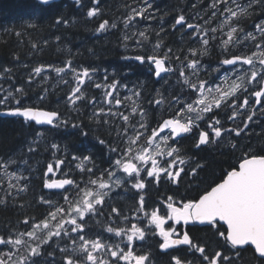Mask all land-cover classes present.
<instances>
[{
  "label": "snow or ice",
  "instance_id": "1",
  "mask_svg": "<svg viewBox=\"0 0 264 264\" xmlns=\"http://www.w3.org/2000/svg\"><path fill=\"white\" fill-rule=\"evenodd\" d=\"M38 2L42 5L50 4V0ZM74 3L77 7H83L82 0H74ZM99 3L100 0H91L92 6L86 11L87 18L99 15ZM141 3L142 7L130 8L122 21L125 31L122 33L121 43L126 49L130 42H133L134 48H143L145 42L150 43L147 31L139 30L136 23L137 18L155 19L149 14L153 5L150 0H141ZM261 3H264V0H249L244 6L238 0H211L206 6L210 10V15L203 24L188 23L184 15H178L173 28L180 26L191 30V41L199 45L190 48L183 59H181L183 53H173L171 48H167L160 55L157 52L162 49L159 42L153 46L154 54L137 53L122 57L136 61L140 65L147 64L149 72L156 78H163V73L175 74L178 71V79L191 90L188 95L196 97L189 103L181 100L179 95H173L168 107L174 108L175 104L181 106L174 110L172 116L156 120L155 126L146 119L147 112L144 108L133 101V97L139 100L142 96L139 90H130L131 95L122 96L120 89H127V84H122L119 79L107 74L102 81L95 82L93 74L96 69L77 68L71 59H67L62 67L49 66L57 76L62 73L71 74L74 86L66 96L69 107L76 108L78 102L91 106L94 110L88 117L90 121L115 129L112 142L97 138L98 143L105 145L110 153L107 159L108 166L103 170L95 166L86 167L84 162L91 161L92 157L84 155L76 167L80 172L87 173L86 177L81 176L80 180H77L64 173V178L56 179L51 177H55L57 171H62L61 165L65 161L57 158L54 164L48 163L43 173L46 177L43 180V188L62 190L63 202L54 204L41 196L40 202L49 205L50 208L47 215L42 219L25 217L22 221L24 231L0 235V246L8 249L6 253L0 251V264H37L36 258L44 253L45 246L51 247L55 241H65L62 247L57 244L59 253L62 254L60 264H150V254L137 253L133 245L134 241H143L147 233L153 230V235L159 237L158 247L162 252L186 246L187 252L193 256V259L189 260L186 255L172 254L169 264H236L240 259V250L244 246H251L254 249V256L258 260H264V150L260 152L251 148L247 151L241 150V155L237 157L238 164L227 170L220 182L210 185L198 199L176 201L173 196H168L162 206L148 211L144 197L139 196L134 207L128 210L131 217L128 212L108 205L106 199L113 185L116 188L130 186L140 193L149 183L159 185L164 178L177 184L181 174L185 172L182 166L187 163L179 147V140L183 139L185 134L199 130L195 144L197 148L213 142L219 143L226 133L234 134V138L240 137L256 116L254 109L257 105L260 106V113L264 114V20L255 23L251 31L236 23L241 17L250 18L252 15L250 10L254 11V6ZM193 7L196 5L193 4ZM217 16L221 17L219 24L211 27ZM56 23L67 25L68 21L57 17ZM109 28L116 29L118 25L103 20L96 31L104 32ZM156 35L159 36V32ZM221 36L227 38L219 39ZM213 41L217 42L224 55L215 68L210 67L209 75L223 72L221 79L231 80L227 89L215 82L216 77H212L211 80L200 78L201 60L197 57L207 55ZM249 45L255 49L250 53L235 54L232 51L237 47ZM32 47L36 48L37 45L33 44ZM168 61L179 62L181 67L176 69L166 66ZM186 69L189 70L188 75ZM46 70L48 69L44 66L33 68L28 83L31 84L34 76H40ZM3 71L11 70L4 68ZM61 79L64 84L70 83L69 80H63V77ZM89 84L95 89L102 90V100L86 95L85 89ZM11 87L14 91L0 88V92L5 93L0 99V105L6 106L10 101H14L16 105L6 108V114L21 117L24 122H35L37 125H49L53 128L69 125V120H62L58 111L24 106L25 88ZM242 94L247 95H243L242 102L238 103ZM250 97L255 98L254 103ZM127 101H133L135 106L126 113L121 109L126 107ZM150 103L158 107L164 104L165 100L161 98ZM222 107L231 110V115L226 114L230 121L241 114V109L248 110L243 127L225 128L218 118L220 116L218 110ZM152 111L155 113V108ZM137 113L140 116L139 120H136ZM71 127L82 129V124L74 122ZM81 135L86 137L88 133L82 130ZM229 143L233 149L238 148V142ZM50 148L54 154L60 150L56 143H52ZM28 151L35 152L36 148L30 145ZM72 158L80 159L75 155ZM15 163L11 158L0 161L3 175L8 176L9 181L17 182L16 184L9 182L8 196L13 195L10 191L13 188L16 189L17 195L27 190V184L21 186L20 181H27L28 177L17 175L15 171H8ZM200 167L202 165L197 164L192 168V174L195 175L197 168ZM5 202L0 200V203ZM105 207L110 208L107 219L115 220L117 223L115 226L104 228L103 231L109 235L96 233L93 238L89 235L87 222L94 217L105 215ZM164 208L166 212L163 211ZM131 220L136 222L132 223ZM218 221L226 225V231L217 229L224 241L225 250L216 251L214 254H208L206 247L195 242L188 231L180 232L176 227L181 223L187 225L190 222L206 223L215 227ZM121 224L125 226L122 227ZM233 250L234 255L227 254ZM48 255L54 257L55 254L48 252ZM14 256L17 258L13 259Z\"/></svg>",
  "mask_w": 264,
  "mask_h": 264
},
{
  "label": "trees",
  "instance_id": "2",
  "mask_svg": "<svg viewBox=\"0 0 264 264\" xmlns=\"http://www.w3.org/2000/svg\"><path fill=\"white\" fill-rule=\"evenodd\" d=\"M150 2L153 8L149 10V14L154 16L155 19L140 20L137 18L138 23H136L139 30L143 31L144 29V31H147L150 43L145 42L143 48H134L132 46L133 42H130L129 47L126 49L121 43L122 33L125 31L122 21L130 8L143 6L141 0H100V13L97 17L91 19L86 16L87 8L92 6L91 0H82L83 7H77L74 0H54L50 1L49 5H42L38 0H0V88L5 89L7 84H14L15 87L22 85L26 92L29 90L37 91L38 89L44 90L43 88L33 87L28 83L33 68L44 66L48 70L45 73L43 72L42 75L56 74L50 70L49 66L52 68L62 67L67 59H71L77 68L96 69L97 71L93 74L97 75V80L93 77L95 82L102 81L103 76L107 74L110 77L114 76V78L119 79L121 83L135 84L137 86L136 90L142 93L139 100L134 97L135 102L144 108L147 112L146 119L155 126L156 120L161 119V117L172 116L174 110L180 106L175 104L174 108L168 107V102L171 101L173 95H179L181 100L186 102H192L196 97L188 95L191 90L178 79V71L175 74L168 73L163 78L156 79L149 72L147 64L140 65L136 61L122 59V57L137 53L154 54L153 46L159 42L162 45V49L157 50L160 55L167 48H171L173 53H183L181 56V59H183L190 48L199 45L191 41V30H186L185 27L180 26L173 28L175 18L182 14L193 24H203L204 20L210 15V10L206 6L211 0H150ZM238 2L244 6L249 3V0H238ZM193 4L196 5L195 8ZM250 11H252L250 18L241 17L236 21L249 31L253 29L255 23L264 20V3L255 5L254 11ZM57 17L67 20L68 24H57ZM199 17L204 19H199ZM103 20H108L110 23L115 22L118 28H109L107 31L97 32L96 28ZM220 20L221 17L217 16L210 26L216 27ZM157 32H159V36L156 35ZM218 38L226 39L227 37L221 36ZM33 44L37 47L33 48ZM253 50L255 49L249 45L248 47H237L232 51L235 54H247ZM223 55L217 46V42L213 41L208 48L207 55L197 58L201 60L200 78L211 80L212 77H216L215 82L227 89L231 84V80L223 82L221 79V75H224L223 72L209 75L210 67L215 68ZM166 64L176 69L181 67L179 62L168 61ZM4 68L11 71L4 72ZM185 71L188 75L189 70L186 69ZM63 80L65 79L63 78ZM68 80L71 83V79ZM51 81H56L57 87L51 88L49 91L48 101H24V105L58 111L62 120H69V125L66 127H49L53 130L49 144L42 145L45 148H50L52 143H56L60 146L58 154L69 152L64 164H70V166L67 172L64 173L80 180L84 173L77 169L75 163H78V161L73 160L70 156L75 155L80 157L81 160L84 156V136L81 135V131H84V122L90 124V126L88 124L89 137L107 136L114 133V131L108 125L97 124L90 121L88 117H84V104L78 102L76 108L69 107L66 96L72 87L64 85L61 78L33 79L31 84L33 82L47 83ZM4 95V92H0V99ZM243 95L247 94H242L238 103L242 102ZM161 98L165 100V103L158 107L150 103V101ZM250 100H252V97H250ZM0 108L2 109L0 111H3L10 107L0 105ZM153 108H155V113L152 111ZM254 110L257 113L256 116L253 117V120L240 137L234 138V134L226 133L219 143L201 147L200 151H196L202 160V167L199 168L200 172L197 175V180L200 181V189L214 185L222 179L227 170L237 165V157L241 155V150L247 151L249 148L256 152L264 150V114L260 113L259 108ZM218 111L220 113L218 118L221 119L225 128L243 127V121L248 115V110L241 109V114L235 120L230 121L227 119V115H231V110L222 107ZM139 119L140 116L137 113L136 120ZM74 122L81 123L82 129H73L71 124ZM34 132L35 128L31 125L0 114V161L11 158L16 163L11 165L8 171H15L16 174L18 173L17 175L28 177L27 181H20L21 186L27 184L26 191L17 195L16 189L13 188L10 190L13 195L8 196L9 182L13 184L17 182L15 180L9 181V177L3 175V169H0V200L6 201L0 203V235L6 236L10 232L24 231L25 226L22 221L25 217L42 219L47 215L50 208L49 205L40 202L41 196L51 200L54 204L63 202V192L42 189V176L48 161L46 158L41 159L38 157V153L41 152L39 147L35 152L28 151L30 145L36 148L33 143ZM229 141L238 142V148L233 149ZM45 148H43V153L48 152ZM71 164H73V167ZM38 173L41 176H38ZM184 181H188V179ZM166 185L171 192L178 190L182 192L181 185L185 184L182 183L177 188H173L170 184ZM73 195L75 196V194ZM64 243L65 241H55L51 247L45 246L44 253L39 258L46 260L49 258L45 253L46 251L57 249V244L62 247ZM0 251H8V249L0 246Z\"/></svg>",
  "mask_w": 264,
  "mask_h": 264
},
{
  "label": "flooded vegetation",
  "instance_id": "3",
  "mask_svg": "<svg viewBox=\"0 0 264 264\" xmlns=\"http://www.w3.org/2000/svg\"><path fill=\"white\" fill-rule=\"evenodd\" d=\"M187 20V19H186ZM188 23H191L189 20H187ZM186 30H189L185 27ZM167 65V64H166ZM168 66V65H167ZM166 74L162 75L164 77ZM56 79V78H61L63 77L65 80L71 79V74H60V76H57L55 74H44L40 76H34L33 79ZM93 77H97V75H93ZM114 77V76H112ZM124 78V77H123ZM156 78V77H155ZM46 79V80H47ZM156 79H161V78H156ZM100 82V81H99ZM43 84V85H42ZM64 84V83H63ZM122 84H127V89L121 88L120 92L122 96H127L131 95L132 92L130 90H136L137 86L132 83H122ZM14 84H7L5 86V89H8L10 91H14V89H11ZM33 87L36 88H43L44 90L38 89L39 92L36 90L31 91L29 90L26 92V96L23 98V104L25 103L24 101H42L46 102L49 100L48 93L51 90V88L57 87V82L56 81H51L47 83H39V82H33L30 84ZM64 85H70V87H73V83H68ZM16 87H22V85H18ZM50 88V89H49ZM255 90V89H254ZM86 95L90 98L92 96L97 97L98 100H102V90L95 89L94 87L91 86V84L88 85V87L85 89ZM45 97H44V96ZM43 97V99H41ZM51 100V99H50ZM53 101V99H52ZM133 101H135V98L133 97ZM133 101H127L126 107L124 109H121L122 111H125L126 113L130 111L132 106H135L133 104ZM11 102V103H10ZM7 106L11 108V106L15 105L14 101H10ZM191 102V101H187ZM252 103L255 102V98L252 97L251 100ZM12 104V105H10ZM180 105V104H179ZM16 106V105H15ZM14 106V107H15ZM25 106V105H24ZM181 106V105H180ZM179 106V107H180ZM105 107H107L105 105ZM177 107L176 109H179ZM38 108V107H35ZM260 108V106L258 107ZM45 111H50L44 108H40ZM6 110V109H5ZM94 109L91 106H87L84 104V117H89L91 115V112ZM4 111V110H3ZM3 111H0V114H2ZM88 113V114H87ZM3 115V114H2ZM8 118H13L20 120L22 123H26L31 125L32 127L35 128L34 136H33V143L35 144L36 149L39 147L41 152L38 153V157L43 159H47V163L44 167V171L46 170L47 164L48 163H53L57 158L63 159L64 161L67 159V156L69 155V152H62L58 154L57 152L54 154L51 148H45L42 144H49V139L51 138V132L53 131L50 128H53L52 126L49 125H37L35 122H24L21 117L17 116H11V115H3ZM168 118V117H167ZM117 123H122L121 121H117ZM151 123V122H149ZM88 123L84 122V131L88 133ZM90 126V124H89ZM50 127V128H49ZM44 129V130H43ZM112 130V129H111ZM39 131V133H38ZM114 133L109 134L107 136H97V137H89L87 135L86 137L84 136V155H89L92 157L91 161H86L84 162L86 167H93L95 166L97 169L103 170L107 168V159L108 156L110 155L108 148L105 145H100L97 141V138H103L106 141L112 142L114 135H115V129L113 128ZM198 129L194 130L192 134H185L183 139L179 140V147L182 150V155L184 156L185 160L187 163L183 165L182 167L185 168V172L181 174V177L179 179V182L177 184H173L170 181H168L166 178L162 179L159 185H156L154 182L149 183L146 187L145 190H143L140 193H137L134 189H131L130 186H122L120 188H116L114 185L112 187V190L109 192V196L106 197L108 201V205L110 206H116L125 212H128L129 216L131 217V212L128 210L132 209L135 205L136 200L139 198V196H143L145 199V204L147 206V210L151 211L153 208H156L158 206H162L163 202L166 201L168 196H173L176 201H187L191 199H198L200 195L203 194V192L208 189H200L199 183L200 181L197 180V175L199 174L200 170L197 168V172L195 175L192 174V168H195L197 164L202 165V160L199 158V153H196V151H200L201 147H205L208 145H214L215 142L209 143L207 145H202L199 148L195 147L196 140L198 138ZM42 132V133H41ZM44 133V134H43ZM40 136V137H39ZM42 138V139H41ZM43 148H45L48 152L43 153ZM51 151V152H50ZM73 155L70 156L72 158ZM73 159V158H72ZM78 163H75V165L81 163V159L76 160ZM70 164L68 165H61L62 171H57L55 177H50L51 178H64V172H67V169L69 168ZM73 167V164H71ZM41 172V171H40ZM97 175H99V172H97ZM123 175V174H121ZM38 176H41L40 173H38ZM84 176H87V173H84ZM43 180L46 178L44 175L42 176ZM185 179H188V181H184ZM43 180H42V189L43 188ZM185 185H181V184ZM189 183V184H187ZM166 184L172 185L173 188L180 187L182 189L181 191H174L171 192L168 190V186ZM187 184V185H186ZM47 190V189H44ZM48 191H60L63 192L62 190H48ZM110 208L105 207L104 208V213L105 215L99 216V217H94L87 222V227L90 229V236L95 238L96 233H103V235L107 236L109 235L108 233L104 232V228L107 226H115L117 223L115 220H109L107 219V214L109 213ZM164 212H166V208L163 209ZM141 219H143V214L141 213ZM97 222V224H96ZM132 223H135V220H131ZM171 223V222H169ZM96 224V226H95ZM89 225V226H88ZM120 226H125L121 224ZM130 226V224L128 225ZM143 226V225H141ZM177 229L180 232L183 231H188L190 236L194 239L195 242L199 243L201 246L206 247V251L208 254H214L216 251H224L225 250V245L223 239L219 236L217 229L220 231H226V227L223 224H220L217 222L216 226H210L206 223L201 224L198 222H190L187 225H184L181 223L180 225L176 226ZM154 231V230H153ZM153 231H149L146 235V238L143 241H134V249L136 250L137 253H148L150 254V264H169V260L172 254H179V255H186L189 260L193 259V256L190 252H187L186 246H181L180 249H169L167 252H162L159 247H158V241L159 237L153 235ZM234 251L228 252L227 254L229 255H234ZM5 252L6 251H2ZM48 252L54 253L53 256H49ZM46 255L49 256L46 260H41L39 257L36 258L37 264H60L61 262V257L62 254L59 253V249L55 250H49L45 252ZM196 256H199V253L196 254ZM161 258V259H160ZM16 259V258H14ZM236 264H264V260H258L254 256V250L250 246H244L242 250H240V259L236 261Z\"/></svg>",
  "mask_w": 264,
  "mask_h": 264
},
{
  "label": "bare ground",
  "instance_id": "4",
  "mask_svg": "<svg viewBox=\"0 0 264 264\" xmlns=\"http://www.w3.org/2000/svg\"><path fill=\"white\" fill-rule=\"evenodd\" d=\"M135 6V5H134ZM137 7V6H136ZM153 11V10H152ZM139 20V19H138ZM168 22V21H167ZM192 22H193V20H192ZM138 23V22H137ZM141 24H143V23H141ZM179 27V26H178ZM143 31H144V29H143ZM176 31V30H175ZM181 31V30H180ZM168 32V31H167ZM177 32V31H176ZM179 32V31H178ZM190 32V31H189ZM181 34V33H180ZM184 34V33H183ZM169 38V37H168ZM171 38V37H170ZM168 40H170V39H168ZM178 41V40H177ZM168 44V43H167ZM181 44V43H180ZM133 46V45H132ZM136 48V47H135ZM132 67V66H131ZM50 71V70H49ZM45 73V72H44ZM55 73V72H54ZM109 74V73H108ZM149 74V73H148ZM56 75V74H55ZM96 75V74H95ZM99 75V74H98ZM142 75V74H141ZM146 75V74H145ZM104 77V76H103ZM96 80H97V78H96ZM150 80V79H149ZM153 82V81H152ZM43 85V84H42ZM180 87V86H179ZM148 88V87H147ZM4 89V88H3ZM55 92V91H54ZM62 92V91H61ZM145 92V91H144ZM145 94V93H144ZM55 95H56V93H55ZM60 95H61V93H60ZM152 95H153V93H152ZM44 96V95H43ZM144 96H146V95H144ZM45 97V96H44ZM54 97V96H53ZM52 99V98H51ZM43 100H45V99H43ZM48 101V100H47ZM51 101V100H50ZM144 101V100H143ZM42 102V101H41ZM11 103V102H10ZM53 104V103H52ZM58 104V103H57ZM10 105H12V104H10ZM15 106V105H14ZM33 106H35V105H33ZM32 107V106H31ZM2 108V107H1ZM0 108V109H1ZM82 109V108H81ZM2 110V109H1ZM88 114V113H87ZM44 130V129H43ZM38 133H39V131H38ZM42 133V132H41ZM44 134V133H43ZM40 137V136H39ZM42 139V138H41ZM18 174V173H17Z\"/></svg>",
  "mask_w": 264,
  "mask_h": 264
},
{
  "label": "water",
  "instance_id": "5",
  "mask_svg": "<svg viewBox=\"0 0 264 264\" xmlns=\"http://www.w3.org/2000/svg\"><path fill=\"white\" fill-rule=\"evenodd\" d=\"M50 1H54V0H50ZM165 73H163L162 75H164ZM257 107H259V105H257L256 106V108ZM3 115H8V114H6V112H4V113H2ZM221 180V179H220ZM220 180L218 181V182H216V183H219L220 182ZM219 222V221H218ZM199 223V222H198ZM220 224H223V222H219ZM224 225V224H223ZM225 227H226V225H224ZM251 247V246H250ZM253 249V248H252ZM254 250V249H253Z\"/></svg>",
  "mask_w": 264,
  "mask_h": 264
},
{
  "label": "rangeland",
  "instance_id": "6",
  "mask_svg": "<svg viewBox=\"0 0 264 264\" xmlns=\"http://www.w3.org/2000/svg\"><path fill=\"white\" fill-rule=\"evenodd\" d=\"M221 77H223V75H221ZM223 82H225V81H223ZM7 252V251H6ZM15 258V256L13 257V259Z\"/></svg>",
  "mask_w": 264,
  "mask_h": 264
}]
</instances>
